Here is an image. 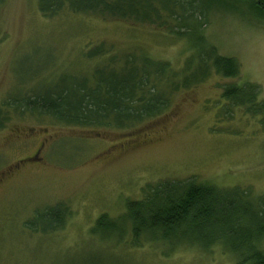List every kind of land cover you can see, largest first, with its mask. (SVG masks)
Returning a JSON list of instances; mask_svg holds the SVG:
<instances>
[{
	"label": "rangeland",
	"instance_id": "374dc122",
	"mask_svg": "<svg viewBox=\"0 0 264 264\" xmlns=\"http://www.w3.org/2000/svg\"><path fill=\"white\" fill-rule=\"evenodd\" d=\"M37 1L0 3V103L60 78H91L111 56L119 64L131 52L179 74L199 49L197 33L219 54L234 57L240 71L230 78L212 73L172 91L159 114L125 127L12 115L0 127V264H235L236 254L221 242L208 248L133 244L126 221L121 238L91 227L101 213L119 219L127 200L161 180L192 178L264 198V113L249 114L221 98L223 85L251 82L264 101V12L254 0H192L203 18L194 21L198 29L189 40L169 33L166 26L180 27L171 19L158 26L96 12L45 17ZM99 44L105 53L88 57ZM58 203L69 211L60 227L25 224ZM258 247L264 251V236Z\"/></svg>",
	"mask_w": 264,
	"mask_h": 264
},
{
	"label": "trees",
	"instance_id": "16d2710c",
	"mask_svg": "<svg viewBox=\"0 0 264 264\" xmlns=\"http://www.w3.org/2000/svg\"><path fill=\"white\" fill-rule=\"evenodd\" d=\"M37 2L45 17L69 11L96 12L158 26H165L171 19L180 27L166 26L169 33L187 36L189 40L203 18L194 11L192 0ZM256 7L264 12V5ZM196 35L199 49L184 60L179 74L169 71L166 62L145 55L126 53L119 64L115 56H111L107 63L95 67L91 78L64 77L48 89L9 96L0 103V127L12 115L24 114H47L68 124L125 127L159 114L167 106L172 91L199 83L212 73L236 77L240 71L239 62L232 56L219 54L213 45L204 41L202 34ZM105 51L99 44L86 55H103ZM257 94L258 86L251 82L232 83L222 86L221 98L230 107L243 106L249 114H263L264 101L257 100ZM124 207L119 219L101 213L91 232L117 231L121 238L122 223L126 221L133 244L143 239L167 242L170 246L185 242L208 248L221 242L236 254L235 264H264V251L258 247V241L264 236V198L255 201L242 188H223L192 178L161 180L147 184L142 197L127 200ZM66 210L61 203L45 207L35 214L37 223L27 220L25 224L33 230H54L64 224Z\"/></svg>",
	"mask_w": 264,
	"mask_h": 264
},
{
	"label": "flooded vegetation",
	"instance_id": "af4514ba",
	"mask_svg": "<svg viewBox=\"0 0 264 264\" xmlns=\"http://www.w3.org/2000/svg\"><path fill=\"white\" fill-rule=\"evenodd\" d=\"M254 2H255V5L257 6V5H261V6H263L264 5V0H254ZM11 169H9V171H10Z\"/></svg>",
	"mask_w": 264,
	"mask_h": 264
}]
</instances>
